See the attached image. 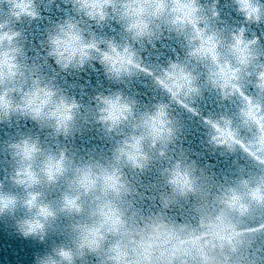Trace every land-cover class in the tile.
Instances as JSON below:
<instances>
[{"label":"clouds","instance_id":"9594fccd","mask_svg":"<svg viewBox=\"0 0 264 264\" xmlns=\"http://www.w3.org/2000/svg\"><path fill=\"white\" fill-rule=\"evenodd\" d=\"M236 3L246 21L260 22L261 8L254 0ZM74 7L77 15L95 22L96 27L115 18L123 34L117 42L115 37L99 36L69 17L48 37L47 54L61 70L81 69L85 64L91 67L90 62L96 61L113 83H125L143 74L168 97L167 102H157L150 110L141 111L134 97L117 89L97 95L94 113L86 110L82 114V105L54 86V78L45 81L28 72L26 63L19 59L26 55L23 46L13 43L21 32L0 36V122L20 115L48 128L53 138L67 139L78 117L89 123L87 117L91 115L106 138L113 141L108 157L82 162L69 157L64 149H45L38 138L25 137L9 146L17 166L16 184L27 189L64 185L58 208L48 201L38 204L43 193L29 194L26 203L35 211L31 220L23 222V234L43 238L46 228L60 215L82 217L83 222L74 225L73 231L77 250L83 255L84 249L97 252L109 236H118L127 227V220L137 214L133 197L139 191L133 181L154 164L167 165L160 171L168 187L159 196L164 209L190 194L196 195L197 180L191 167L179 160L171 164L167 159L169 147L181 130L172 114L173 105L199 116L192 105L203 100L206 92L218 94L221 101L241 97L247 104L240 109L239 117L245 125L255 124L259 133L255 141L246 144L237 139L230 118L204 117V123L214 132L210 143L229 151L239 147L264 166V108L253 107L242 87L246 81L264 94V45L257 38L246 40L243 27L225 35V29L213 23L219 14L213 8L211 16L207 15L198 0H74ZM24 14L35 18V13H13L17 21ZM165 32L175 33L182 41L183 59L177 54L166 65L146 67L141 53L148 46L154 49ZM12 93L19 96L18 101ZM251 184L242 179L216 196L211 213L208 205L196 209L206 213L202 223L215 229L214 235L226 237V264H255L252 248L257 239L249 237H256L257 231L264 232V228L246 229L243 220L249 211L248 200L264 205V176L251 187L250 194ZM16 203L15 197L0 194V213L12 210ZM229 236L231 239H227ZM259 239L264 242V237ZM75 258L71 249L60 247L39 264H74ZM259 259L264 261V257Z\"/></svg>","mask_w":264,"mask_h":264},{"label":"water","instance_id":"95a60500","mask_svg":"<svg viewBox=\"0 0 264 264\" xmlns=\"http://www.w3.org/2000/svg\"><path fill=\"white\" fill-rule=\"evenodd\" d=\"M254 3L261 8L259 23L246 21L244 14L238 11L236 0H198V5L206 10L207 15L211 16L213 8L219 14L213 23L225 29V35L239 32L243 27L246 40L257 38L260 45H264V0H254ZM13 13H35V18L24 14L17 21ZM69 17L81 21V26L88 27L89 31L99 36L115 37L120 42L123 33L115 18L110 17L101 27H96L95 22L77 15L74 0H0V36L21 32L22 35L13 43L23 46L26 55L19 59L26 63L28 72L45 81L54 78V86L82 105V114L86 110L94 113V98L97 95H108L117 89L134 97L141 111L150 110L157 102H167L168 97L152 82V78L143 74L125 83H113L106 77L103 66L96 61L90 62L91 67L85 64L81 69L61 70L47 54L48 37L58 24ZM177 54L183 59L182 41L175 33L165 32L156 42V47L148 46L141 56L146 67L156 68V65H166L169 58L176 59ZM242 87L245 95L251 98L253 107L259 105L264 108V94L246 81L242 82ZM11 96L19 100L16 93ZM246 104L239 96L221 101L218 94L206 92L203 100L192 105L199 116L173 105L172 114L179 120L181 130L169 147L167 159L171 164L179 160L191 167L197 180L196 195L190 194L187 199H180L178 204L164 209L159 196L162 191L167 192L168 187L160 171L167 165L154 164L138 181H133L139 191L133 197L137 214L127 220V227L118 236H109L97 252L84 249L83 255L77 250L76 233L73 231L74 225L83 222L82 217L60 215L46 228L43 238L23 234V222L31 220L35 211L30 210L26 203L29 194L43 193L37 203L43 205L48 201L58 208L64 185H54L51 189H27L16 184L17 166L9 146L25 137L38 138L45 149L57 152L64 149L69 157L82 162L108 157L113 141L106 138L91 115L87 117L89 123L78 117L76 127L67 139L63 136L53 138L48 128H41L20 115L14 114L0 122V194L15 197L17 201L12 210L0 213V264H39L41 259L53 255L54 250L60 247L74 252V264H226V237L214 235L216 230L202 223L206 213H198L196 209L202 204L208 205V213H211L215 207L214 198L242 179L252 182L249 186L251 194V187L264 176V166L256 163L239 147L229 151L211 144L214 132L204 123V117L217 120L225 116L232 119L237 139L246 144L253 143L259 134L255 124L245 125L239 117L240 109ZM247 202L250 207L243 227L249 230L264 228V205L251 200ZM260 237H264V232L257 231L256 237H249L257 239L252 248L255 264H264L259 259L264 257V242Z\"/></svg>","mask_w":264,"mask_h":264}]
</instances>
